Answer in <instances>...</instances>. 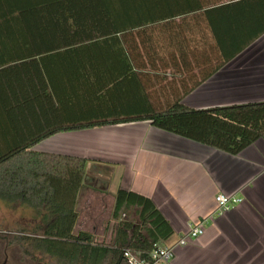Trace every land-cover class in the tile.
<instances>
[{"label":"crops","instance_id":"crops-1","mask_svg":"<svg viewBox=\"0 0 264 264\" xmlns=\"http://www.w3.org/2000/svg\"><path fill=\"white\" fill-rule=\"evenodd\" d=\"M112 4L126 21L155 27L150 73L164 99L182 92L181 103L194 110L264 103V0H79L73 10L80 21L107 20ZM48 5L0 0V21H51L50 11L65 10ZM13 56L0 50V62ZM41 122L31 112L11 132L1 121L0 153L21 146ZM28 151L86 161L75 233L113 231V196L124 190L148 198L169 223L173 235L161 247L204 221L203 234L176 248L169 264H264V138L229 155L134 122L56 134L19 158ZM15 177L10 182L21 184L27 175ZM218 194L242 203L215 215Z\"/></svg>","mask_w":264,"mask_h":264},{"label":"trees","instance_id":"trees-1","mask_svg":"<svg viewBox=\"0 0 264 264\" xmlns=\"http://www.w3.org/2000/svg\"><path fill=\"white\" fill-rule=\"evenodd\" d=\"M44 1L65 10L57 16L50 11L51 21H0V50L17 55L0 62V123L12 132L14 121L31 112L42 121L28 129L33 134L21 139V146L0 153L1 202L29 207L36 221L31 235L3 240L24 246L27 257H47L56 264H125L127 249L146 258L154 245L173 235L148 198L124 190L114 194L113 234L102 245L90 233L74 232L86 161L30 151L25 160L19 153L60 133L148 122L237 155L264 138V103L194 110L181 103L184 93L170 90L166 93L172 98L166 100L150 73L154 26L126 21L130 16L114 10V4L105 13L107 20L80 21L73 10L79 0ZM17 175L27 178L10 182Z\"/></svg>","mask_w":264,"mask_h":264},{"label":"rangeland","instance_id":"rangeland-1","mask_svg":"<svg viewBox=\"0 0 264 264\" xmlns=\"http://www.w3.org/2000/svg\"><path fill=\"white\" fill-rule=\"evenodd\" d=\"M83 220L81 217V229H85L82 225ZM34 223L36 221L33 220V212L29 207L16 206L14 208L0 201V263L4 259L3 253L6 251L8 264H56L47 257H36L32 254L27 257L24 246L8 245V242L3 240L5 236L11 238V236L20 237L31 235L34 229ZM111 232L113 234L112 230ZM111 232L109 230L99 235L100 237L96 238L97 242L102 245H108L112 237Z\"/></svg>","mask_w":264,"mask_h":264},{"label":"built area","instance_id":"built-area-1","mask_svg":"<svg viewBox=\"0 0 264 264\" xmlns=\"http://www.w3.org/2000/svg\"><path fill=\"white\" fill-rule=\"evenodd\" d=\"M216 209L215 215H219L225 211H228L242 203V199L235 196H225L218 194L214 197ZM204 222V221H203ZM199 222L196 225H192L190 229L180 236L177 242L171 247H161L160 245H154L153 250L148 253L146 258H139V254L135 251L125 250L123 252V258L125 264H169L174 256L176 248L184 247L193 240H196L203 234L204 223Z\"/></svg>","mask_w":264,"mask_h":264},{"label":"flooded vegetation","instance_id":"flooded-vegetation-1","mask_svg":"<svg viewBox=\"0 0 264 264\" xmlns=\"http://www.w3.org/2000/svg\"><path fill=\"white\" fill-rule=\"evenodd\" d=\"M3 255H4V259L0 264H8V256H7L6 251L3 253Z\"/></svg>","mask_w":264,"mask_h":264}]
</instances>
